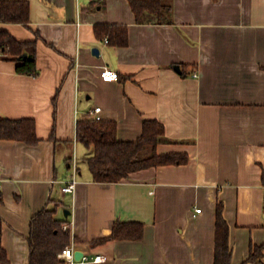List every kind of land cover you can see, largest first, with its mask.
<instances>
[{
    "label": "crops",
    "instance_id": "0c3cea01",
    "mask_svg": "<svg viewBox=\"0 0 264 264\" xmlns=\"http://www.w3.org/2000/svg\"><path fill=\"white\" fill-rule=\"evenodd\" d=\"M23 1L29 26L0 30L23 42L39 34V74H18L0 53V119L34 120L40 142L0 139V259L4 251L8 264H30L31 220L60 203L77 252L105 258L85 264H215L222 201L233 264H242L264 243V0H164L163 24L138 23L128 0ZM101 25L126 27L128 45L107 43ZM104 68L118 80L104 81ZM96 108L125 142L159 121L158 153L188 161L94 182L79 165L93 150L78 141L77 124ZM74 163L71 195L62 189ZM117 222L144 224L143 239L94 245Z\"/></svg>",
    "mask_w": 264,
    "mask_h": 264
},
{
    "label": "trees",
    "instance_id": "16d2710c",
    "mask_svg": "<svg viewBox=\"0 0 264 264\" xmlns=\"http://www.w3.org/2000/svg\"><path fill=\"white\" fill-rule=\"evenodd\" d=\"M138 23L167 22L169 5L164 0H128ZM31 6L23 0H0V23L22 24L29 26ZM97 34L109 38L108 43L126 46L129 43L128 29L120 26L101 25L96 27ZM39 34H37V39ZM37 39L19 41L9 32L0 30V53L6 59L17 63V73L37 76ZM26 55V57H24ZM120 80V77H119ZM78 141L91 148L93 153L86 159L89 170L97 183H119L132 174L174 164H185L186 155L159 154L158 146L164 143L165 127L156 120L145 121L141 136L132 142L118 139L115 122L96 120L92 116L79 120L77 124ZM0 139L21 141L36 146V124L32 119H0ZM46 207L31 220L28 238L30 246V264H63L59 254L71 244V229H64L67 221L57 217L56 207ZM70 227V226H69ZM145 225L138 222H117L110 237L94 241V245L109 240H141ZM264 259V243L252 245L249 257L242 264L261 263ZM1 262L8 264L3 251ZM215 264H233L230 226L225 217V205L218 202L216 209Z\"/></svg>",
    "mask_w": 264,
    "mask_h": 264
},
{
    "label": "built area",
    "instance_id": "2783aa9c",
    "mask_svg": "<svg viewBox=\"0 0 264 264\" xmlns=\"http://www.w3.org/2000/svg\"><path fill=\"white\" fill-rule=\"evenodd\" d=\"M108 43V40H106ZM102 79L106 82H111V81H116L118 80V74L116 71H113L109 68H104L102 73H101ZM197 76V75H195ZM101 112V108H96L95 111L92 113V117L96 120H102L100 115H98ZM74 169V177L72 180H70L64 187H63V192L67 194L74 195L76 192L77 188V174H78V169L76 163L73 165ZM3 187V181L0 179V189ZM201 209H197V213H201ZM69 225H65L64 229L67 230L69 229ZM76 253H77V248L75 244H71L67 246L60 254H59V259L62 261L63 264H85L88 263L89 261H93L95 263H101L105 261V258L97 255L94 258L90 259L87 255L83 254V257L80 260L76 259Z\"/></svg>",
    "mask_w": 264,
    "mask_h": 264
},
{
    "label": "water",
    "instance_id": "95a60500",
    "mask_svg": "<svg viewBox=\"0 0 264 264\" xmlns=\"http://www.w3.org/2000/svg\"><path fill=\"white\" fill-rule=\"evenodd\" d=\"M93 53H94L96 56H99V55H100V51H99V49H97V48L93 49ZM24 57H26V55H25ZM176 69H177V70H180V67L178 66V67H176ZM65 215L68 217L69 215H71V212L68 211V210H66V211H65ZM82 257H83V253H82V252H77V253H76V259H77V260H80Z\"/></svg>",
    "mask_w": 264,
    "mask_h": 264
},
{
    "label": "rangeland",
    "instance_id": "374dc122",
    "mask_svg": "<svg viewBox=\"0 0 264 264\" xmlns=\"http://www.w3.org/2000/svg\"><path fill=\"white\" fill-rule=\"evenodd\" d=\"M81 158V157H80ZM75 160V159H74ZM85 160H82V158L79 161V165L81 166V168H83L84 166H86L88 168V165L84 163ZM69 206L71 207V203L68 202Z\"/></svg>",
    "mask_w": 264,
    "mask_h": 264
}]
</instances>
